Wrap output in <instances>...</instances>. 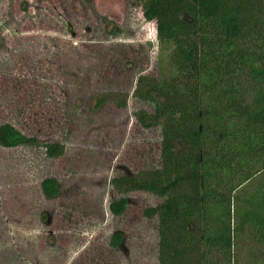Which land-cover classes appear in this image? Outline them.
<instances>
[{"label":"rangeland","instance_id":"rangeland-1","mask_svg":"<svg viewBox=\"0 0 264 264\" xmlns=\"http://www.w3.org/2000/svg\"><path fill=\"white\" fill-rule=\"evenodd\" d=\"M157 53L140 0H0V125L65 146L61 157L0 146V264H159L158 218L143 211L162 198L111 184L161 165L160 125L135 117L154 106L133 96L140 75L157 76ZM111 94L127 106L98 105ZM45 178L58 197H45Z\"/></svg>","mask_w":264,"mask_h":264},{"label":"trees","instance_id":"trees-1","mask_svg":"<svg viewBox=\"0 0 264 264\" xmlns=\"http://www.w3.org/2000/svg\"><path fill=\"white\" fill-rule=\"evenodd\" d=\"M156 22L157 76L140 75L133 96L154 106L135 117L161 127V165L112 180L119 194L147 191L162 202L157 216L159 264H264V0H140ZM108 99L127 106L125 96ZM0 146L40 144L9 123ZM58 197L57 180L41 182ZM127 198L110 204L125 212ZM123 235H113L119 246Z\"/></svg>","mask_w":264,"mask_h":264}]
</instances>
